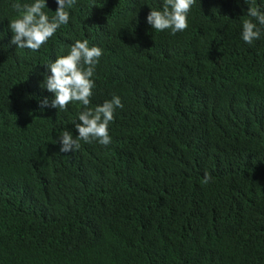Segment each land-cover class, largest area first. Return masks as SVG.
Listing matches in <instances>:
<instances>
[{
  "label": "trees",
  "instance_id": "16d2710c",
  "mask_svg": "<svg viewBox=\"0 0 264 264\" xmlns=\"http://www.w3.org/2000/svg\"><path fill=\"white\" fill-rule=\"evenodd\" d=\"M15 2L34 0H0V264H264V27L243 41L245 0H196L175 35L147 23L164 0H76L36 52L11 43ZM78 39L103 51L89 107L124 106L110 144L61 153L83 106L41 83Z\"/></svg>",
  "mask_w": 264,
  "mask_h": 264
},
{
  "label": "clouds",
  "instance_id": "9594fccd",
  "mask_svg": "<svg viewBox=\"0 0 264 264\" xmlns=\"http://www.w3.org/2000/svg\"><path fill=\"white\" fill-rule=\"evenodd\" d=\"M57 10L53 16L44 11L47 0H34L33 3L15 2L12 8L18 13L17 18L10 20V29L13 38L11 43L18 49H30L36 52L52 38L57 30L66 25L70 19L69 9L73 8L76 0H56ZM249 5L246 17L242 20V39L252 44L261 37V27H264V12L254 5V0H245ZM196 0H164L162 10L151 8L147 16V23L157 32L170 29L172 34L185 31L188 24V15ZM255 21V22H254ZM258 25L260 27H258ZM103 51L98 46H89V41L75 40L67 55L59 56L54 62L48 64L50 75L45 77L41 87L54 93L51 107L59 111H67L68 105L79 103L83 110L78 113V121H73L78 131L77 136L65 130L60 134L59 143L61 153H69L80 148V141L101 145L111 143L109 125L114 121L115 110L123 108L121 98L114 95L95 108L89 107L95 82L92 77ZM43 77V76H42ZM48 105L45 99L41 107ZM212 180L210 174L205 173L202 183Z\"/></svg>",
  "mask_w": 264,
  "mask_h": 264
},
{
  "label": "bare ground",
  "instance_id": "6f19581e",
  "mask_svg": "<svg viewBox=\"0 0 264 264\" xmlns=\"http://www.w3.org/2000/svg\"><path fill=\"white\" fill-rule=\"evenodd\" d=\"M111 28H113V26L111 27ZM112 30V29H111ZM107 31H109V30H107ZM44 64V63H43ZM45 65V64H44ZM43 67V66H42ZM44 71V70H43ZM42 72V71H41ZM41 74V73H40ZM39 76V75H38ZM257 78V77H256ZM262 78V77H261ZM31 81V80H30ZM33 82H34V80H33ZM28 85H29V83H28ZM54 95V94H53ZM54 97V96H53ZM52 97V98H53ZM52 100H54V98L52 99ZM49 104H51V101H50V103ZM48 109V108H47ZM42 111V110H41ZM42 114H44V113H42Z\"/></svg>",
  "mask_w": 264,
  "mask_h": 264
}]
</instances>
